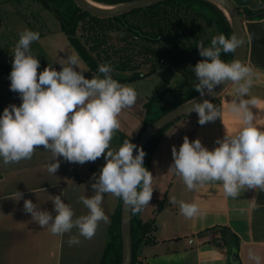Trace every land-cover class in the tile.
<instances>
[{"label": "clouds", "instance_id": "clouds-1", "mask_svg": "<svg viewBox=\"0 0 264 264\" xmlns=\"http://www.w3.org/2000/svg\"><path fill=\"white\" fill-rule=\"evenodd\" d=\"M39 40V32L24 29L12 53L10 90L20 94L22 103L9 105L0 116V158L5 165L31 160L42 146L54 160L47 165V171L55 174L60 168V157L80 165L104 157L105 165L91 178L95 183L90 181L94 195L79 197L87 215L74 219L73 210L61 195L52 198L55 217L38 210L31 200H24V212L52 235L62 236L75 228L79 236L91 240L99 222H109L101 208L105 194L122 199L136 213L153 197V174L144 167V149L126 139L118 150H110L113 135L121 126L119 116L136 103L137 93L113 78L109 64H100L99 75L86 78L78 70L75 54H68L60 71L48 65L38 73L40 60L33 56L31 45ZM243 43L235 34L228 38L221 33L212 38L209 47L202 41L196 46L204 59L192 68L199 81L194 90L203 98L219 85H236L230 111L240 118L242 126L234 134L226 133L217 139L218 147L213 150L203 146L200 139L190 141L187 136L179 149L172 147L169 171L181 177L189 191L212 182H220L224 195L233 199L245 188L264 191V130L254 123L252 111L261 101L257 97L245 99L254 83V71L238 59L227 63L220 58L221 52L235 53ZM188 106L190 113L198 115L201 126L221 119V109L207 99H193ZM16 195L23 199V193ZM169 203H178L180 213L187 219L200 213L196 203L177 201L175 197H169ZM68 243L72 246L80 240L70 236ZM249 259L261 264V257L255 252H249Z\"/></svg>", "mask_w": 264, "mask_h": 264}, {"label": "crops", "instance_id": "crops-1", "mask_svg": "<svg viewBox=\"0 0 264 264\" xmlns=\"http://www.w3.org/2000/svg\"><path fill=\"white\" fill-rule=\"evenodd\" d=\"M231 1L235 6L252 9L264 5V0ZM241 27L246 42L243 64L254 71V83L245 99L257 97L261 101L252 111L254 123L264 130V16L258 19L241 16ZM61 40L65 45L66 40ZM235 87L230 83L220 94L221 119L201 126L198 115H195L190 141L200 139L203 146L213 150L218 147L215 143L217 139H222L226 133L234 134L241 128L242 121L230 111L231 101L236 97ZM3 167L0 159V264H96L105 246L109 228L107 223L99 222L91 240L79 236L75 228L67 237L65 234L52 235L23 210L24 200H31L38 210L48 211L55 217L51 197L57 196V189L54 188L60 187L63 192L61 198L63 196L65 202L68 173H65L64 182L56 173L30 171L43 181L28 186L24 183L26 170H3ZM167 183L163 196L152 198L150 204L141 211L143 219L154 215L157 227L153 238L141 243L137 250L139 264H228L229 258L232 264H255L249 259L250 251L259 255L261 264H264V191L245 188L240 191L238 198L233 199L224 195L220 182L208 183L198 190L189 191L176 173ZM17 192L23 193V199L19 200ZM169 197L196 203L200 213L192 219L185 218L180 213L179 204H170ZM161 198L163 207L157 209L156 203ZM116 200L117 197L110 194L108 198L105 194L101 204L105 215H111ZM66 203L70 204L74 219L88 214L84 205L83 208L76 207L75 195ZM223 227L232 230L239 238L238 258L234 254L229 256L227 243L220 236ZM70 236H78L80 243L70 246Z\"/></svg>", "mask_w": 264, "mask_h": 264}, {"label": "rangeland", "instance_id": "rangeland-1", "mask_svg": "<svg viewBox=\"0 0 264 264\" xmlns=\"http://www.w3.org/2000/svg\"><path fill=\"white\" fill-rule=\"evenodd\" d=\"M47 1L49 5H52L53 9L46 7L41 0H0V62L8 63L12 66L14 59L12 53L19 40V33L24 29H29L34 32H39L40 34V40L33 42L31 45L33 56L40 60L38 73L42 72L48 67V65L53 66L57 71H60L61 65L66 63L65 59H67L68 54H75L79 59L78 70L84 73L86 78L91 79L93 75H99L98 72L88 70L83 58L77 53L74 46L69 42V39L64 36L60 21L56 17V13L66 15L73 2L71 0ZM93 1L105 5L112 4L107 1L105 2L104 0ZM167 7V9H171V12L167 11L166 14L174 17L175 15L173 13L176 12V16L182 18V20L189 21L188 26L190 29L192 28L191 31L193 32L189 49L196 58H203L200 56L199 50L196 46L201 41L204 43L205 47L210 46L212 38L219 35L216 24L206 16L198 15L199 13L195 12V10L186 9L183 5H167ZM124 17L130 22L141 25L144 29L147 28L149 32L160 31L159 25L163 23L164 19H166L165 17H162L161 20H159V18L156 20L146 14L143 15V13L133 12H126ZM88 23L89 22L87 21L80 22L78 30L80 35H87ZM112 23L117 24L111 26ZM93 29L100 39L113 40L117 45L123 44V46L127 47L126 51L128 52L130 45L134 46V50L138 49L137 51H140L141 53L143 51V40L127 33L118 21H96ZM88 36L90 37V35ZM126 36L128 39H126L127 42L125 43L124 39ZM61 38L66 40L65 45L62 43ZM84 38L85 37H82V39ZM137 51H131V53H136L135 55H139L141 57L140 59L144 58L143 54L137 53ZM135 59L137 60V57H135ZM136 60H133V63ZM153 64H155V68L152 71L148 72L145 76H138L136 78H129L132 74V70L130 69L120 70L111 66L113 69V78L119 83L133 88L137 93V100L131 108L124 109L119 116L121 126L113 135L110 142V150L119 149L121 134H126L129 137H136L142 132L143 118L145 115L143 104L147 100V97L153 93L152 90L164 75L163 71L165 68L170 71V58L166 57L164 62H161L160 58H158ZM139 68L141 71L146 72V70L150 68L149 62L146 64H140ZM11 71H3L0 73V116H2L4 109L9 105L15 104L19 106L22 103L20 94L14 93L10 90L11 82L8 77ZM178 75L179 73L176 70H173L171 81H173ZM195 115L196 113L192 112L174 119L173 122L166 127L160 141L157 143L149 165V171L153 174L152 198L155 196L162 197L165 189L168 187L167 182L173 178L175 172L169 171L170 166L173 163L171 149L173 146H176L177 149H179L183 143L184 137L187 136L189 138L192 125L196 118ZM59 159L60 168L56 172V176L58 175V178H63V181L65 182V173H68L69 183L66 184V187L64 185L65 183H63L66 189V192H64V198L67 195L65 203L72 195H75L76 207H82L83 204L79 201V197L82 195L86 197L94 195H90L93 191L90 181L95 183L91 178L93 174H98L99 169L105 165L106 161L104 157H101L95 162H87L80 165L78 163L73 164L66 162L63 157H60ZM52 162H54L52 154L45 151L44 148L40 146L35 151L31 160H23L19 163L9 165L3 163L4 167L2 169L15 170L19 168L21 170H26L27 172H24L26 173V180L24 183L25 185L29 184L28 186H30L43 181L41 178L37 179L36 175L33 176L30 171H35V173H37V171L47 173V165ZM71 168H73V170H71ZM54 189H57V195H62L63 192L60 187ZM54 189H50V191H54ZM106 195L110 198V194ZM52 198L53 197H51V199ZM116 201V203H118L119 198H117ZM108 217L110 222L111 215H108ZM109 222L107 225H109ZM67 234L68 233L65 234V237H67Z\"/></svg>", "mask_w": 264, "mask_h": 264}, {"label": "trees", "instance_id": "trees-1", "mask_svg": "<svg viewBox=\"0 0 264 264\" xmlns=\"http://www.w3.org/2000/svg\"><path fill=\"white\" fill-rule=\"evenodd\" d=\"M44 5L48 8L53 9L52 5H49L47 0H41ZM72 6L69 8L66 15H61L56 13L57 19H59L61 24V29L64 31L68 37L71 44L76 49L77 53L85 61L88 70L98 72V66L100 64H109L120 70H132V74L129 78H136L138 76H145L148 72L155 68L153 62L160 58L166 59L170 58V71L167 68L163 71L164 75L160 81L155 85L152 90V94L147 97L144 102L145 115L143 118V129L150 122L154 121L161 115L165 114L169 109L175 108L185 101L190 100L194 97L200 96L199 92L194 90V84L199 81L193 71V67L197 62L204 58H196L190 51L189 46L192 41V31L189 28L187 20H182V18L176 16V12L173 14L174 17L166 14L167 11L171 12V9H167V5H177L184 6L186 9L195 10L199 13L198 15H204L211 21H213L216 26L218 33H223L226 37L230 38L233 33V28L230 23L229 18L223 12L217 4L211 0H163L154 4L146 5L144 7L134 8L126 12L133 13H143L156 20L165 17L163 23H159L160 31L149 32L147 28H143L141 25H137L134 22H130L125 19L126 12L107 17L96 16L89 11L79 7L74 0ZM114 4L123 3L126 0H104ZM166 5V6H165ZM167 7V8H166ZM178 8V7H177ZM238 14L249 19H258L264 16V5L258 7L257 9H252L249 7L236 6ZM87 21V35H80L78 32L80 22ZM96 21H118L122 25L125 31L132 34L134 37H138L143 40V51L134 50V46L130 45L129 52L126 51L127 47L122 45H117L113 40L110 39H100L95 30L93 29L94 23ZM117 23H112L115 25ZM110 26V27H111ZM162 26V27H161ZM90 35V37L88 36ZM85 37L82 39V37ZM125 40V43L127 42ZM133 39V38H132ZM142 46V45H141ZM131 51H137V53L143 54L144 58L140 59L139 55L131 53ZM236 53V52H235ZM235 53H223L221 52V60L230 63L234 61ZM161 56V57H160ZM166 56V57H165ZM137 57V60L135 59ZM133 60H136L133 63ZM143 62V63H142ZM149 62L150 68L146 72L141 71L140 64H146ZM12 66L8 63L0 62V73L3 71H11ZM173 70H176L179 75L171 81ZM216 107L219 108L220 95L211 100ZM173 120L168 121L163 127L160 128L144 145L143 149L146 152L144 167L150 170V160L151 156L155 151L157 143L160 141L163 132L166 127L172 123ZM140 135V134H139ZM129 137L126 134L120 135V146L123 144L124 140H130L132 143L138 138ZM122 199L116 205V208L111 214L109 228L107 232V238L104 243V248L96 264H122V225H121V206ZM163 200L157 201V209L163 207ZM131 225H132V264H139L140 258L138 255V248L141 243L149 242L153 236L154 231L157 227L155 216H151L149 219H143L141 217V212H134L131 209ZM220 236L227 243L229 256L234 254L238 258V250L240 241L238 236L229 228H221ZM228 264H232L229 258Z\"/></svg>", "mask_w": 264, "mask_h": 264}, {"label": "water", "instance_id": "water-1", "mask_svg": "<svg viewBox=\"0 0 264 264\" xmlns=\"http://www.w3.org/2000/svg\"><path fill=\"white\" fill-rule=\"evenodd\" d=\"M76 4L85 9L87 12L99 16V17H107V16H114L121 13H124L128 10L144 7L146 5L154 4L157 2H161L163 0H126L123 3L114 4L115 6L112 8L102 9L100 7H97L96 5L90 3L86 0H74ZM215 4L219 6L223 10V12L226 14L227 9L229 14H226L227 17L230 20V23L233 28V33L237 35L239 38H242L244 43L241 47H239L235 53L234 60H240L241 63H244L245 56H246V42H245V34L243 33L242 27H241V16L238 14V10L236 6L232 3L231 0H211ZM219 3H217V2ZM231 82H227L225 84L217 86L213 93L210 95H206L203 98L200 96L194 97L190 100L185 101V103L169 109L166 111L165 114L161 115L154 121L147 124V126L143 129V131L140 133L134 144H136L139 147H144V145L148 142V140L160 130L161 127H163L168 121L174 120L182 115H185L187 113H190V106H188L189 102L193 99H195L197 102H202V99H207L209 101L213 100L217 96H219L223 89L230 84ZM138 149L134 150V156L137 154ZM122 211H121V225H122V264H132V244H131V238H132V225H131V208L124 203V201H121Z\"/></svg>", "mask_w": 264, "mask_h": 264}, {"label": "bare ground", "instance_id": "bare-ground-1", "mask_svg": "<svg viewBox=\"0 0 264 264\" xmlns=\"http://www.w3.org/2000/svg\"><path fill=\"white\" fill-rule=\"evenodd\" d=\"M86 1H89L90 3L96 5L97 7H100V8H102V9L112 8V7L115 6V5H105V4H102V3L99 4V3L94 2L93 0H86ZM216 2H217V1H216ZM217 3H219V2H217ZM224 10L226 11V14H229V12H228L227 9L224 8Z\"/></svg>", "mask_w": 264, "mask_h": 264}, {"label": "built area", "instance_id": "built-area-1", "mask_svg": "<svg viewBox=\"0 0 264 264\" xmlns=\"http://www.w3.org/2000/svg\"><path fill=\"white\" fill-rule=\"evenodd\" d=\"M161 62H164V59H160Z\"/></svg>", "mask_w": 264, "mask_h": 264}]
</instances>
